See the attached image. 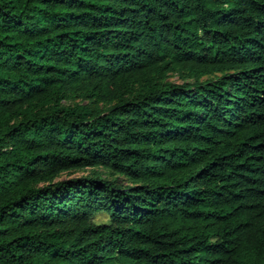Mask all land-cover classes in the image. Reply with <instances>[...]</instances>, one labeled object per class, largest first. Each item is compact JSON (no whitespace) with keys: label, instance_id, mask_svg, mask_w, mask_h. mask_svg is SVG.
Segmentation results:
<instances>
[{"label":"trees","instance_id":"trees-1","mask_svg":"<svg viewBox=\"0 0 264 264\" xmlns=\"http://www.w3.org/2000/svg\"><path fill=\"white\" fill-rule=\"evenodd\" d=\"M0 264H264V0H0Z\"/></svg>","mask_w":264,"mask_h":264},{"label":"rangeland","instance_id":"rangeland-1","mask_svg":"<svg viewBox=\"0 0 264 264\" xmlns=\"http://www.w3.org/2000/svg\"><path fill=\"white\" fill-rule=\"evenodd\" d=\"M207 77L202 78L201 80H205ZM169 80L175 83H184V82H191L193 79H189L186 77L185 74H180V73H172L169 77ZM94 171H97L101 173V175L104 178H108L111 180H115L116 184L122 187L129 186L131 182L122 175L119 174H111L103 169H92V168H85V169H79V170H69V171H64L62 172L57 180H65V179H70V178H75V177H87V176H93ZM108 220V217L106 215H98L96 216V221H106Z\"/></svg>","mask_w":264,"mask_h":264}]
</instances>
